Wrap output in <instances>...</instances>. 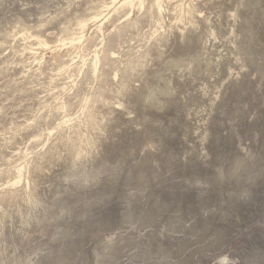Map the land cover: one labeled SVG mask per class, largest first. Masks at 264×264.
I'll return each mask as SVG.
<instances>
[{
    "label": "rangeland",
    "instance_id": "obj_1",
    "mask_svg": "<svg viewBox=\"0 0 264 264\" xmlns=\"http://www.w3.org/2000/svg\"><path fill=\"white\" fill-rule=\"evenodd\" d=\"M0 264H264V0H0Z\"/></svg>",
    "mask_w": 264,
    "mask_h": 264
}]
</instances>
